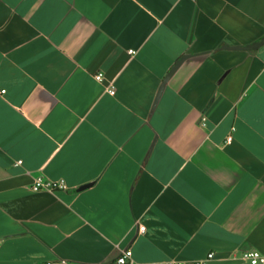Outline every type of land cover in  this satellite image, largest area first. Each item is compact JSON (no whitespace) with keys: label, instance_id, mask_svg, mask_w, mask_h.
Segmentation results:
<instances>
[{"label":"crops","instance_id":"1","mask_svg":"<svg viewBox=\"0 0 264 264\" xmlns=\"http://www.w3.org/2000/svg\"><path fill=\"white\" fill-rule=\"evenodd\" d=\"M263 36L264 0H0V264L264 253Z\"/></svg>","mask_w":264,"mask_h":264},{"label":"built area","instance_id":"2","mask_svg":"<svg viewBox=\"0 0 264 264\" xmlns=\"http://www.w3.org/2000/svg\"><path fill=\"white\" fill-rule=\"evenodd\" d=\"M131 52H134L131 50ZM95 78L98 81H103L104 80V73L103 72H98L95 74ZM108 91L111 94L115 93V86L110 83L108 87ZM6 92V88L0 87V94H4ZM233 139V135L229 134L226 137V141L230 142ZM21 162L20 160L18 163ZM60 188H67V185L65 184L64 181L62 180H49L44 177H37L34 182L32 183V189L35 191L38 190H47V191H55L56 189ZM146 229L145 225L140 224L139 225V230L141 232H144ZM214 256L213 252H210L207 257L199 260L195 264H208L210 259H212ZM241 258L249 263V264H264V253L261 252L258 249H249L241 254ZM52 264V263H48ZM113 264H184L183 261L181 260H176V259H167V260H160V261H138L134 258L133 251L131 248H124L121 250L119 255L116 257L114 260Z\"/></svg>","mask_w":264,"mask_h":264},{"label":"water","instance_id":"3","mask_svg":"<svg viewBox=\"0 0 264 264\" xmlns=\"http://www.w3.org/2000/svg\"><path fill=\"white\" fill-rule=\"evenodd\" d=\"M262 44H264V36L260 39H258L257 41H255L252 45L253 48H257L259 46H261ZM190 56L189 54H184L182 55L175 63L174 65L170 68V70L168 71V73L166 74V76L164 77L162 83H161V86H160V89L158 91V94H157V98H156V102L159 100L164 88H165V85L166 83L168 82V80L170 79V77L174 74V72L178 69V67L182 64V62L188 57ZM89 183H86V184H83L81 185L80 187H78V190H81L85 187L88 186Z\"/></svg>","mask_w":264,"mask_h":264}]
</instances>
